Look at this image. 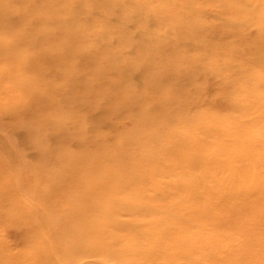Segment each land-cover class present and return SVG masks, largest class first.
I'll return each mask as SVG.
<instances>
[{"label": "rangeland", "instance_id": "obj_1", "mask_svg": "<svg viewBox=\"0 0 264 264\" xmlns=\"http://www.w3.org/2000/svg\"><path fill=\"white\" fill-rule=\"evenodd\" d=\"M252 179L264 0H0V264L114 263L74 233L80 203L128 264H175L176 243L264 264L236 205Z\"/></svg>", "mask_w": 264, "mask_h": 264}, {"label": "bare ground", "instance_id": "obj_2", "mask_svg": "<svg viewBox=\"0 0 264 264\" xmlns=\"http://www.w3.org/2000/svg\"><path fill=\"white\" fill-rule=\"evenodd\" d=\"M259 158H260V156L257 155L254 160H258ZM247 170L249 171L248 172V176H254V170L252 168H247ZM248 183H249V185L247 184V182L244 183V184L242 182L241 186H243L244 189L251 187V190H254V191H256L255 190V188H256L257 191L259 192L260 197H258V200L256 199L255 196L254 197H246L245 200L248 201L247 203L243 204L242 202H240V203H242V206H240L239 203L237 202L236 205H237V207L242 209V211H240L239 209L238 210L240 211L241 214L245 213L246 217L249 219L248 221H250V219H255V220H257V225L261 227V228L258 227V230L257 229L254 230L253 229L254 231H256V234H252V237L254 235H256V237L254 239L251 238V237H245L246 240L250 244H253V243H257V242L260 243V241L262 239V236L264 238V191L262 190V188L264 189V181L257 180V179H255V180L252 179V181L248 180ZM254 183H257V186L254 185ZM123 199L124 200H123L122 204L125 203L127 198H123ZM93 207H94V205H93ZM93 207H92V209H93ZM108 208H109V203H107V202L101 206V210L103 211V213L108 211L107 210ZM79 209H81V211H79L77 213V215H76V221L79 224V227H78L77 230H74V233H76L77 236L78 235H82L83 237H88L87 238V249L91 250V251H94V253L97 254V252L99 251L98 248H101L99 254L101 256H103V257H101L102 261H106L108 259L109 255L112 257V259H114V263H110V264H128L129 261L126 260L125 255L123 254V252L121 250L122 249L121 245H120V249L111 247V244L107 245L106 247H103V245H104V241L103 240L105 238L104 237L102 238L100 235H104L106 233V231H105L106 228H101V229H98V230L95 229L97 231L96 234L99 235V237L95 236L94 234L91 235V233L93 232L94 222H92V221L94 219V214L90 213L91 211H89V210L85 212L86 208H85L84 204L80 203ZM117 211L118 210L116 209L115 212H117ZM119 211H122V210H119ZM73 213H75V211H73ZM87 213H90V214L87 215ZM111 213H114V212L112 211ZM155 217L153 216V218H154L153 221L158 222L159 218L157 217L155 219ZM87 218H90V220H87ZM105 218L106 219H105L104 222H105L106 225H107V222H109V224H110L111 222L116 221L115 215L114 216L112 215L111 219H110V215L105 216ZM41 219H43V218H41ZM234 219L235 220H241V219H239V217H235ZM44 226H45V224H44ZM128 230H129V228H128ZM173 231H175L174 233H176V235L178 237L180 232H176L177 231L176 227H175V229H173ZM261 231H263V233ZM107 232H108V235L106 236V240L110 241V243H114V240L117 237H119L121 240L124 237L127 238V235L125 233H123L122 236H121V234L119 235L118 233L113 232L112 228H108ZM150 235H154V233L150 232ZM240 236L244 237L245 234H240ZM133 237L135 239H137V235L136 234H134ZM195 240H197V239H195ZM139 243L141 245H146V243L143 242V241H140ZM140 244H137V245L140 246ZM147 247L148 248H146V249H149V250L153 249L152 246H147ZM179 248H181L180 244L176 243L173 246V248H172L173 251L170 254H166V256L168 258H173V261H174L175 264H202L203 263L201 261L196 260V258L194 259V257H181V252L178 251ZM187 256H188V254H187ZM218 259H220L219 256H218ZM58 260H62V257H59V255H58ZM222 261H224V262L227 261L228 262L227 264H229V263L237 264L236 262L238 261V258L237 257L236 258L235 257H228V258H226L224 260L220 259L218 261V263H221ZM242 262H244V261H242ZM213 264H216V263H213ZM246 264H249V263H246ZM251 264H255L253 262V260H251Z\"/></svg>", "mask_w": 264, "mask_h": 264}]
</instances>
